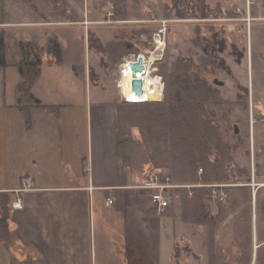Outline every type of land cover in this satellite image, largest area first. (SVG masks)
<instances>
[{
	"label": "crops",
	"instance_id": "0c3cea01",
	"mask_svg": "<svg viewBox=\"0 0 264 264\" xmlns=\"http://www.w3.org/2000/svg\"><path fill=\"white\" fill-rule=\"evenodd\" d=\"M100 4L0 0L7 59L0 66V195H8L10 211L9 243L0 234V264H185L174 257L176 241L194 245L192 237L207 227L183 220L178 192L167 211L149 203V213L143 204L148 191L141 188L145 169L127 167L119 149L118 104L126 97L115 76L138 55L125 54L116 65L105 48L130 31L166 25L171 19L147 16L164 0H129L125 20H113ZM51 36L61 44L62 62L46 56L32 92L42 104L58 106L54 114L22 108L16 93L20 44L44 47ZM138 132L133 129V137L141 140Z\"/></svg>",
	"mask_w": 264,
	"mask_h": 264
},
{
	"label": "trees",
	"instance_id": "16d2710c",
	"mask_svg": "<svg viewBox=\"0 0 264 264\" xmlns=\"http://www.w3.org/2000/svg\"><path fill=\"white\" fill-rule=\"evenodd\" d=\"M223 1L184 0L190 3L192 9L200 6L204 11V19L227 21L240 17L238 13L227 10ZM100 6L112 10L113 20H125L129 16V0H101ZM165 9V18H180L170 13L167 0ZM192 9L190 11L194 12ZM154 33V29L142 27L138 31L126 33V37L120 42L107 44L105 51L109 54L108 62L115 60L114 64L117 65L122 62L125 54L134 52L139 55L145 49H152ZM198 37L201 38L200 46L208 54L207 57L201 56L200 61L215 62L217 56L211 40L201 33ZM20 50L22 58L17 66L22 79L16 86V93L22 100L20 106H38L49 113H56L58 106L42 104L33 94L32 88L41 74L46 56H51L58 63L62 62V48L58 38L49 37L44 47L32 42H22ZM117 51L120 55L114 59ZM156 64L159 65L158 73L165 83L163 99L142 102L125 100L118 104L119 131L122 138L119 149L124 164L136 170L152 164L151 167H159L177 182L197 181L199 171H202V181L205 183L229 180V170L239 171L241 168L233 154L237 146L224 142L221 128L213 120L211 109L225 102L219 88L196 71L191 59L177 58L172 63L159 61ZM6 65V34L0 32V66ZM248 101L249 95L246 94L239 96L236 102L241 108L248 109ZM133 129L139 131L141 140L133 137ZM258 156L259 153H256L257 158ZM231 189L235 190L234 194L237 196L233 199V193H229L227 203L217 201L216 213L210 211L207 203L208 200H213L210 187L195 188L193 196L188 195L187 189L176 191L180 193L182 200L183 220L210 228L207 264L253 263L252 239L248 233L239 230L240 228L238 232L235 230V244L239 248V257L235 261L229 260L226 250L216 242V231L237 210L241 201L248 202L251 199L248 186L236 184ZM149 203V198L143 201L144 207L151 213ZM9 213L8 195L4 193L0 195V234L8 243ZM259 256L258 264H263L264 260Z\"/></svg>",
	"mask_w": 264,
	"mask_h": 264
},
{
	"label": "rangeland",
	"instance_id": "374dc122",
	"mask_svg": "<svg viewBox=\"0 0 264 264\" xmlns=\"http://www.w3.org/2000/svg\"><path fill=\"white\" fill-rule=\"evenodd\" d=\"M165 1L162 6L154 7L147 12V16L165 18L167 13L164 8ZM167 1L170 13L180 18L170 20L165 25L167 44L162 50L163 56L159 58L162 53L160 52L157 60L172 63L177 58L191 59L194 61L196 71L219 88L225 102L211 109L213 120L221 128L224 142L230 146H237L233 154L241 169L239 171L230 169L229 180L213 183H227L232 186L241 184L248 186L251 192V199L248 202L241 201L237 210L216 231V242L226 250L229 260L235 261L239 257V248L235 244V230L248 233L253 246L252 264H258L259 253L264 260V0H224L223 4L227 10L240 15L227 21L204 19V11L200 6L192 9L190 3L184 0ZM191 9L194 12H191ZM156 24L155 30L160 28V25ZM200 33L206 35L215 47L217 60L213 63L200 61L201 56H208L199 44ZM121 70L119 67L115 76V85L117 87L119 85L120 90ZM151 76L155 81L160 79V76L155 78L153 72ZM246 94L249 95L248 109L241 108L236 102L239 96ZM80 115L78 129L83 132L85 119L82 112ZM235 126L239 129L238 133H235ZM256 153H259L258 158ZM147 166L149 165L143 168ZM231 187L225 188L226 203L229 200V193H233V199L237 196ZM216 202L214 198L207 201L213 213L217 212ZM202 229L197 233L198 237H192L194 245L183 239L176 241V249L174 248L176 260L185 264L208 263L210 228ZM190 233L188 231L186 234Z\"/></svg>",
	"mask_w": 264,
	"mask_h": 264
},
{
	"label": "built area",
	"instance_id": "2783aa9c",
	"mask_svg": "<svg viewBox=\"0 0 264 264\" xmlns=\"http://www.w3.org/2000/svg\"><path fill=\"white\" fill-rule=\"evenodd\" d=\"M167 30L166 26L162 25L158 30L155 31L153 34V42H154V50L155 51L159 44L163 41V49L166 47L167 44ZM151 50L145 49L144 54V62L146 63L147 67L149 64V53ZM164 52V51H163ZM163 52L159 56H163ZM156 61L151 63V67L153 70V74L156 76H160V81L162 82V87L164 88L165 83L163 77L158 73V67L155 65ZM199 180L194 182H177L172 179V177L162 171L159 168L151 167L150 165L145 168V179L146 183L141 186L142 189L148 191V196L150 199L151 206L157 210L158 213H162L165 209L170 206L172 197L176 193L178 189H187L188 195L193 196V190L195 188L200 187H210L212 189L213 198L217 201L225 202L227 199V193L225 188L231 187L232 185L227 183H205L202 181L203 173L199 171ZM31 181L29 184L23 183V188L31 187ZM114 201L113 198L108 199V203L112 204ZM18 202V203H17ZM13 202L14 208H21V203L19 201Z\"/></svg>",
	"mask_w": 264,
	"mask_h": 264
},
{
	"label": "bare ground",
	"instance_id": "6f19581e",
	"mask_svg": "<svg viewBox=\"0 0 264 264\" xmlns=\"http://www.w3.org/2000/svg\"><path fill=\"white\" fill-rule=\"evenodd\" d=\"M164 42L162 41L159 44V47L155 51H150L149 53V64L147 72L143 74H135L129 66V63L124 64L122 68L121 75V93L126 99H133L135 97L132 83L136 77L142 78L144 81V96L143 98L149 101H159L163 98V87L160 79L155 81L151 74L153 72L152 67L150 66L155 60L158 59L160 52L163 50Z\"/></svg>",
	"mask_w": 264,
	"mask_h": 264
},
{
	"label": "water",
	"instance_id": "95a60500",
	"mask_svg": "<svg viewBox=\"0 0 264 264\" xmlns=\"http://www.w3.org/2000/svg\"><path fill=\"white\" fill-rule=\"evenodd\" d=\"M130 68L135 74H143L147 72L148 67L144 62V54H139L134 61L129 63ZM140 77V76H139ZM136 77L133 80L132 88L135 94L133 99H126V101L130 102H142V101H149L143 98L144 96V81L142 78ZM218 84H222L220 81H216ZM239 129L235 126V133H238Z\"/></svg>",
	"mask_w": 264,
	"mask_h": 264
}]
</instances>
